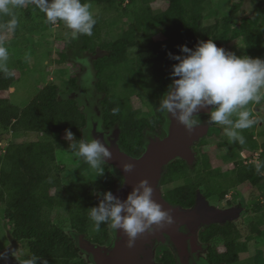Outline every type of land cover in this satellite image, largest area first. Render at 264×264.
<instances>
[{"label": "trees", "instance_id": "1", "mask_svg": "<svg viewBox=\"0 0 264 264\" xmlns=\"http://www.w3.org/2000/svg\"><path fill=\"white\" fill-rule=\"evenodd\" d=\"M82 3L100 8L94 16L92 35L81 34L73 39L70 30L67 37L59 39L65 46L51 59L52 66L59 67V77L41 82L39 91L24 106L15 105L7 96L20 79L16 67L22 70L24 64L22 56H15L13 49L28 47L30 42L25 37L29 31L49 30L53 23L32 3L13 10L18 19L15 31L6 26L10 17L0 16V44L8 50L6 66L12 73L0 71V129L8 135L32 136L23 142L11 140L0 148V204L4 205L12 236L27 248L28 258L36 255L48 264H91L89 245L105 242L114 231L110 221L102 223L97 231L89 210L99 206L104 193L110 191L118 200L123 193V186L116 187L124 176L109 157L101 163L104 171L100 177L68 182L63 176L66 165L60 160L59 151H71L79 159L74 172L81 174L90 166L69 144L82 139L103 143V131L117 130L120 148L139 156L156 128H168L166 110L161 111L160 105L175 79L171 75L173 65L178 63L169 53L186 55L180 51L181 45L194 50L199 42L212 39L224 48L241 38L249 56L264 54L261 5L255 7V17H244L238 25L236 15L243 0L226 5L223 14L215 0ZM60 25L67 27L63 21H59ZM113 27L117 34L112 32ZM71 67L76 69L70 71L71 77L62 79ZM61 82L69 85L72 95L62 93ZM145 106L153 110L151 115L145 113ZM113 109L118 112L113 114ZM65 129L71 130L74 141L65 139ZM213 144L218 143L202 140L194 159L177 157L169 163L162 180L167 187L165 197L185 207L195 204L198 192L208 199L233 203L234 199H227V195L239 188L243 192L238 196L241 206L245 205L247 214L251 213L248 220L242 217L213 223L205 228L204 238L221 241L220 249L212 242V261L242 264V255L249 251L251 240L264 235V175L257 172L254 162L245 163L242 158L246 149L252 154L260 145L254 133L246 129L245 143L231 144L239 159L233 163L225 161L216 168ZM219 147L227 152L233 149L227 142L219 143ZM261 147L264 149V139ZM260 160L264 162V150ZM55 209L67 210V218L55 223ZM177 259L170 252L163 261L179 264Z\"/></svg>", "mask_w": 264, "mask_h": 264}, {"label": "clouds", "instance_id": "2", "mask_svg": "<svg viewBox=\"0 0 264 264\" xmlns=\"http://www.w3.org/2000/svg\"><path fill=\"white\" fill-rule=\"evenodd\" d=\"M27 3L34 4L45 13L47 21L53 23V26H59V21H63L72 30L73 39L81 34L92 35L96 20L90 11V4L82 3V0H0V16L10 17L6 25L8 30L15 31L18 25V19L13 10L23 8ZM180 51L186 55L169 53L172 59L178 61L173 65L171 73L178 79H174L165 92L160 110H166L173 116H177V110H179L177 119L191 133L194 126L199 123L193 116L198 107L215 105L210 114L211 121L230 126L225 130L229 140L243 145L245 137L238 130L251 127L255 121L250 118L249 111L240 109L245 108L250 102L259 103L264 99V91H262L264 89V58L246 54L238 56L218 47L212 39L199 42L194 50L181 45ZM8 57L7 48L0 44V71L11 75L6 66ZM100 95L104 97V94ZM116 112L118 109H113V114ZM234 114L237 116L235 120L231 118ZM65 139L74 141L71 130L65 129ZM9 142L8 140L7 144ZM69 148L82 157L97 174H103L101 163L105 157L111 156L104 143L97 139H82L79 142H71ZM246 152L243 153L244 162L252 163L247 161ZM255 164L257 172L264 175V162ZM132 167L131 164L124 165L126 171H130ZM152 194L153 188L146 178L140 180L139 186L127 197L125 203L119 202L110 191L106 192L99 206L89 210V218L97 231L100 230L102 223L109 221L113 231L123 229L129 237L128 246L132 247L139 234L146 230L152 231V225L160 226L165 221L172 222L169 213L152 199ZM122 212L126 215H122ZM90 260L91 264H94L91 258ZM38 261L41 264H48L47 260L36 255L26 259L23 264H37Z\"/></svg>", "mask_w": 264, "mask_h": 264}, {"label": "rangeland", "instance_id": "3", "mask_svg": "<svg viewBox=\"0 0 264 264\" xmlns=\"http://www.w3.org/2000/svg\"><path fill=\"white\" fill-rule=\"evenodd\" d=\"M234 0H215V3L217 4L216 7L219 8L222 11V14L226 11V5L232 4ZM257 5H261V7H264V0H243L242 6L240 10L238 11L237 17V23L240 25L243 22L244 17H255L257 12L255 11V7ZM90 11L93 15V17L99 13L100 8L95 4H90ZM213 17V16H212ZM42 20H39L41 22ZM116 34L118 33V30L115 29V27L111 28ZM69 29L68 27H64L62 25L60 26H52L51 29H37V30H31L28 32L27 36L25 37L30 42V45L25 48H19L16 50V48L13 49L15 56H22L23 69L19 70L16 67L17 71H20L19 81L10 89V93L7 94V96L11 99V102H13L15 105L18 106H24L27 103L31 101V99L36 95V93L39 91V88L41 86V82L44 80H52L55 77L58 78V70L59 67L52 66V56H56V53L63 48L64 43L60 42L59 39H64L69 35ZM65 46V45H64ZM224 49L226 51H230L235 53L236 55H248L245 50L244 42L241 38L235 40L234 42H231L229 45L225 46ZM12 51V52H13ZM254 57H260L264 58V54ZM13 62H9V65H12ZM15 67V65H14ZM79 66H77L78 70ZM66 69V68H65ZM75 68L71 67V69H68L67 73L63 74L62 79H69L71 76V72L76 70ZM22 71V72H21ZM71 71V72H70ZM62 83V82H61ZM61 88H63L62 93L65 95H72L70 89H68V84L62 83ZM264 91V89H262ZM103 96V95H102ZM136 104L138 106H141V103L138 100H135ZM145 103V102H144ZM216 106L214 105V108ZM145 106L144 110L146 114H152V109ZM240 110H247L250 112L251 119L255 121V123L247 128L248 132L254 133L255 138L257 139L260 149L253 151L254 153L250 154V149L247 150L246 155L248 156L247 161L250 162H260V156L263 152V148L261 147V144L263 142L264 136L262 135V132L264 131V99H262L259 103L250 102L245 108ZM255 116V117H253ZM233 120L237 119V116L234 114L233 117H231ZM228 125H219L213 122V125L210 130V134L206 136L203 140L208 142L209 144L212 142L218 143L217 145L213 144L212 151L215 156L214 165L216 168L218 166H222L221 164L225 161L230 160V162L233 163V161L239 159L238 151L234 149V147L231 145L233 142L229 140L227 135L225 134V130L229 128ZM240 131L241 135L245 137L246 129L238 130ZM217 135H214V134ZM11 140L17 141V142H23L24 140L27 141L31 139V137H25L24 135H15L10 134ZM35 137H38L36 135ZM34 137V138H35ZM10 140V141H11ZM227 142L233 149H230L231 152L227 151H221V148L219 147V143ZM6 142H3L0 147H4ZM235 144V143H234ZM235 146V145H234ZM262 148V149H261ZM196 149L200 150V146H196ZM60 160H63V163L66 165V169L63 172V176L65 180L68 182H74L76 180L81 181H87L89 179L98 178L101 175L97 174L95 170L89 168L88 170L82 172L81 174H77L74 172V168L77 166V163L79 161L78 158L74 157V154L71 151L66 152H60L59 151ZM230 158V159H229ZM242 158H245L244 155H242ZM232 160V161H231ZM229 162V161H228ZM229 162V163H230ZM220 168V167H219ZM222 169V167H221ZM224 171H226L224 169ZM243 193L239 188H233L228 196H233V199H237L239 194ZM218 203V202H217ZM263 203V202H262ZM245 214V219L248 220V217H250L251 213L247 212ZM68 215L67 210L64 209H55L52 213V217L55 223L60 222V220L66 219ZM9 223L5 219V210L4 205L0 204V250L6 249L9 246L10 243V236L8 232ZM20 256L24 259L28 258V250L27 248L21 249ZM242 264H264V235L259 239H252L249 246V251L242 255Z\"/></svg>", "mask_w": 264, "mask_h": 264}, {"label": "flooded vegetation", "instance_id": "4", "mask_svg": "<svg viewBox=\"0 0 264 264\" xmlns=\"http://www.w3.org/2000/svg\"><path fill=\"white\" fill-rule=\"evenodd\" d=\"M175 79H178V77H175ZM213 110H214V105H205L201 107L200 110H197L196 112H194L193 114L194 118L199 121V123L196 126L207 125L208 131L201 134L200 137H198V139H196L192 143L189 151L177 157H183L187 160H192L195 158L197 152H199V149H196V146H199V143L211 133L210 130L213 125V122L211 121L210 114H211V111ZM166 116L168 117V128L167 129H165V127L156 128L155 132L151 134L150 140L146 148L148 147L150 141L156 140V139L164 140L168 136L169 130H170V121H171L170 113L166 112ZM103 133H105V135L103 136L104 137L103 143L105 144V147L109 149V151H112L114 146H117L118 149H120L121 151H124L123 149L120 148V145L118 142L117 130L103 131ZM6 135H7V138L5 139ZM214 135H217V134L215 133ZM10 139H11V136L8 135V133L6 132H2L0 129V146L2 145L3 142H5V140L10 141ZM146 148L139 156L130 155L128 153L127 154L134 158H138L145 152ZM109 159H111L120 168L119 170L124 176L123 163L118 161L113 155H111ZM167 167L165 168L164 173L166 172ZM164 173L159 181L158 190H159V193L162 195L163 199L170 205L174 207H179L182 210L209 208V209H214V210L215 209L223 210L227 213H232L233 211H237V212L236 213L233 212L230 215L231 218L229 217V215L226 218H224L223 216L226 215L224 214L220 219H217L215 221L208 219L209 218L208 215H205L204 217L202 216L195 217V219H192L187 223L183 222V224H181L180 229L175 231L174 233H171L170 230H165V231L163 230L160 233L154 226H151L152 231L150 232L147 231V234L151 235V237L148 236L147 240L143 239L146 242L144 243V247L142 249H145V250H142L140 253V257H141L143 264L145 263L146 264H164L163 259L170 252H173L176 258H178L177 263L179 264H217L216 262L211 260L209 251L211 249L210 247L212 245V242H215L216 247L219 249L222 247V244H221V241L219 240H215V241L206 240L204 238L205 228L209 227L213 223H223L228 220H234V219L245 217L244 213H246L247 207L245 205L241 206L240 197H238L237 199H234L233 203H229L228 200L219 202L214 199H208L201 192H198L196 202L193 206L185 207V206L175 205L172 202H170L168 199H166L165 197L167 187L165 184L162 183ZM125 180L126 179L124 176V180L119 184V186L116 187V189L123 186V192H124ZM123 194L124 193H122L121 196ZM227 199H233V196L227 195ZM8 232L10 236V243L6 249L0 250V254H3L2 256H0V264H23V262L26 259L22 258L20 256L21 254H19L23 246L12 236L10 227L8 228ZM117 238H118V232L116 230L113 232L112 236H110L109 238L105 240V242H102V243L92 242L89 245L90 258L94 259V257L97 258V256L99 255L103 256V251L105 249L111 251L115 245ZM94 246L95 247L98 246L99 250H96ZM107 253H110V252H107ZM221 264H224V263H221Z\"/></svg>", "mask_w": 264, "mask_h": 264}, {"label": "water", "instance_id": "5", "mask_svg": "<svg viewBox=\"0 0 264 264\" xmlns=\"http://www.w3.org/2000/svg\"><path fill=\"white\" fill-rule=\"evenodd\" d=\"M94 80V72L92 71L90 76V81ZM101 96V95H100ZM201 107H198L197 110H200ZM179 115V110H177V116ZM177 116H173L170 113V130L168 136L164 140H152L150 141L145 152L138 158H134L128 155L126 152L118 149L117 146H114L113 150L110 151L111 155L122 162L123 165L131 164L133 165L130 171H126L123 167V173L125 176V188L124 194L121 196L119 202L125 203L127 197L139 186V182L142 179H147L149 184L153 188L152 199L162 206V209L167 211L172 218V222H163L162 225H152L158 232L163 230H170L171 233L179 230L183 222L187 223L195 217L208 215L212 221L220 219L223 216L226 218L232 213H227L223 210H214V209H202L197 208L194 210H182L179 207H174L167 203L162 195L159 193L158 185L159 181L164 173L167 165L177 156H181L187 151L190 150L192 143L200 137L201 134L208 131L207 125H198L194 126L193 131L189 133L185 126L179 122ZM6 137V136H5ZM225 212V213H224ZM122 215L126 213L122 212ZM231 218V217H230ZM184 223V224H185ZM118 238L115 242L113 249L104 250L103 256L99 255L97 258L94 257L92 262L94 264H143L140 253L144 247V243L147 240V237L151 235L147 234V230L139 234L132 247L128 246L129 237L124 232L123 229H117ZM144 239V240H143ZM95 247V246H94ZM96 250H99L98 246L95 247ZM110 252V253H107ZM146 264V263H145Z\"/></svg>", "mask_w": 264, "mask_h": 264}]
</instances>
